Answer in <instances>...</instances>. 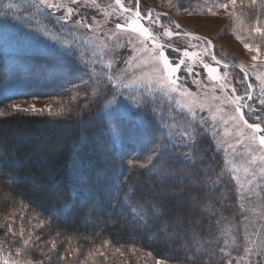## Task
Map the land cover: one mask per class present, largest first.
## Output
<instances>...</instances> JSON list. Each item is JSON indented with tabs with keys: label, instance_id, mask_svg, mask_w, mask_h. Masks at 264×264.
I'll return each instance as SVG.
<instances>
[{
	"label": "trees",
	"instance_id": "obj_1",
	"mask_svg": "<svg viewBox=\"0 0 264 264\" xmlns=\"http://www.w3.org/2000/svg\"><path fill=\"white\" fill-rule=\"evenodd\" d=\"M27 20L24 21L29 25L17 26L16 34L28 35L35 29ZM7 54L12 57L9 63ZM87 59L76 49L0 51V111L6 113L0 116L2 257L17 260L15 249L23 245V238L6 236L3 225L12 215L21 220L24 230L34 232L33 240L40 237L32 244L29 255L19 257L24 262L31 259L42 264H136L138 257L151 252L152 258L176 264H222L228 256L220 251L227 245L222 226L225 222L237 225L238 217L221 155L204 126L198 125L203 131L194 147L189 141V146L177 150V155L192 159L170 165L167 159L157 161L153 157L155 172L130 168L129 160L147 163L150 150L157 145H167L164 151H169L179 136L172 116L186 115L156 94L133 92L122 97L104 77L97 76L99 67ZM66 78L73 84L89 81L86 88L79 90V99H72L78 93L68 90ZM48 81H52V87L43 86ZM34 83L38 84L36 88ZM85 92L87 101L83 98ZM31 98L47 100L53 113L64 109L66 114L49 115V108L14 112L10 107L16 100ZM113 98L116 103L107 105ZM57 127L66 131L60 132ZM169 132L175 134L171 139ZM21 136H28V140L21 141ZM37 144L46 146L37 153ZM52 149L58 156L46 159ZM205 172L208 174L195 184L198 188L206 186L208 194H198L191 185L195 177ZM150 188L163 191L153 195ZM129 189L135 191L134 196ZM174 192L177 198L199 195V200L195 205H179L172 198ZM145 196L148 203L168 204L170 209L159 220H148L150 227L141 228L130 223L131 206L145 203ZM126 199H130L129 204H124ZM37 213L52 220L51 226L35 229L38 220L33 217ZM164 220L169 232L175 228L183 234L182 240L169 244L163 235H152L163 227ZM53 240L56 250L51 248ZM105 240L110 243L105 245ZM185 245L195 259L185 260L183 252L177 253Z\"/></svg>",
	"mask_w": 264,
	"mask_h": 264
},
{
	"label": "rangeland",
	"instance_id": "obj_2",
	"mask_svg": "<svg viewBox=\"0 0 264 264\" xmlns=\"http://www.w3.org/2000/svg\"><path fill=\"white\" fill-rule=\"evenodd\" d=\"M56 2L66 7L44 9L39 5V0H0V14L7 13L9 16L7 30L0 29V51L14 53L17 50L28 52L47 48H61L64 51L76 49L81 51L83 58L94 61L99 67L100 73H96L98 77L102 76L107 80L108 75H114L115 86L108 80L107 82L115 88L116 92L121 93L122 97L133 92L156 94L169 100L189 119L191 114L188 109L180 105L188 104L194 110L197 122L203 116L207 120L204 129L220 153L223 173L231 183L235 195L236 217H238L237 225L225 222L222 226V235L227 242L224 252L228 255L222 259V264H226L229 258H233V264L241 258H243L241 264H256L257 261L264 264V248L260 247L261 241H264V173L261 172L264 168V159H262L264 148L260 147L258 141L253 142L250 139L251 130L232 119L235 114L234 105L229 99L230 97L234 99L232 88L221 91L220 82L211 80L203 70L196 54L203 56L204 44L192 36L183 34L194 33L211 40L216 46L218 59L231 66L223 71H227L226 79L235 88L236 95L244 97L242 103L259 109L260 105L257 101L264 98V91H262L264 90V35L252 33L250 29L257 26L258 21L259 26L264 27V14H260L264 12V9L261 7L260 0H257L255 5H252L250 0H243V2L238 0L235 6L237 14L235 18L229 15L233 10L231 5L227 10L213 9L215 15L200 10L211 6L212 0H190L192 8L195 9L191 14L176 10L174 5L177 0H141L140 9L143 14H146L149 9H152V13H166V16L160 17L161 22L173 31L182 32L180 36L171 38L170 42L180 49L179 53H170L172 59L183 58L184 49L192 53L177 73L181 88L187 89L192 94L187 97L173 91L166 76L161 75L160 66L152 56L151 41H145L142 36L132 32L127 26L123 29L116 28L117 23L123 25L126 19L135 17L124 13L114 0H96L98 8L92 5L90 0H78L75 5L71 3V0H56ZM123 3L129 6L128 0H123ZM7 5L16 7L9 8ZM131 6L134 9L136 7L134 3ZM68 7L74 8L75 13L72 20L65 22L61 17L64 16ZM13 17L16 19H12ZM21 18L28 19L35 27L28 35L15 33L17 26L29 25L24 20L18 22ZM82 18L91 26L85 27L75 23V20ZM152 18L155 19L156 15L153 14ZM175 24L180 25L179 30L175 29ZM54 28L55 31H53ZM153 30L157 33L163 31L159 28ZM59 31L63 33L62 36L59 35ZM237 35L244 38L243 42L236 38ZM244 43L259 46L260 56L256 61L252 60L256 52L246 50ZM6 58L9 63L12 57L7 54ZM204 59L211 62L210 56ZM188 68L193 71L189 73L186 71ZM117 69L119 71H116ZM223 71L217 75L223 76ZM54 78L57 79L58 75ZM37 85L34 83L33 87L36 88ZM249 85L252 86L251 89ZM43 86L52 87L53 83L48 81ZM8 88L9 86L6 90ZM248 92L253 97L252 100L247 99ZM12 104L29 110H31L30 105H34L40 111L47 109L49 102L31 98L19 99ZM243 110L246 114L248 113V108ZM249 122L259 121L253 117L249 119ZM57 130L66 131L63 127H57ZM94 138L96 140V135ZM23 140L27 141L28 136H21V141ZM45 146V144H37L36 152L38 153ZM57 156L58 153L52 149L47 153L46 159H55ZM104 157L102 154L103 159ZM175 176L177 179L180 178L178 174ZM172 198L177 204H182L177 196H173V193ZM222 198L226 199L225 193H222ZM118 213L121 212L118 211ZM6 221L12 223L14 233L21 238V220H16L10 215L5 219ZM5 230L7 232V227ZM28 235L29 231L24 230L23 239H27ZM253 241L255 243H252ZM246 247L251 248L252 251L245 253ZM4 258L16 260L14 257ZM138 258L136 264H155L156 260L148 254ZM17 259L20 260L19 257ZM0 264H3L2 258H0ZM21 264H27V262L21 261ZM170 264L176 263L170 262Z\"/></svg>",
	"mask_w": 264,
	"mask_h": 264
},
{
	"label": "snow or ice",
	"instance_id": "obj_3",
	"mask_svg": "<svg viewBox=\"0 0 264 264\" xmlns=\"http://www.w3.org/2000/svg\"><path fill=\"white\" fill-rule=\"evenodd\" d=\"M78 0H71V3L73 5L77 4ZM91 4L96 6L97 8L99 5L96 4V0H90ZM115 4L120 7V9L124 12L129 14V16L134 15V19H126L125 24H116L117 29H123L125 26H127L132 32L138 33L140 36L144 38L145 41H151L153 45L152 49V56L156 59L157 64L160 66L159 71L162 76H166L167 81L169 84L172 86V90L177 92L181 96H191L192 94L187 90V89H182L179 83V76L177 73L180 71L181 66L186 62V58H190L192 56V53H190L187 49L183 50V58H179L178 60L172 59L170 53L171 52H176L179 53L180 49L176 48L174 44H172L171 38L173 36H180L182 34L181 31H173L170 27L165 26L161 20L160 17L166 16V13H156V18H152V9H149V11L146 14H143L140 9V4L141 0H128V5L125 6L123 3V0H114ZM238 0H212L211 6L205 7L200 9L203 12H207L209 14L215 15L216 13L213 11L215 8H224L228 9L229 6L231 5L233 10L229 13L230 16L233 18L236 17V11H235V6L237 5ZM243 2V0H241ZM252 5H255L257 3V0H250ZM135 4L136 7L135 9L131 6L132 4ZM261 7L264 9V0H260ZM39 5L43 6L44 9H60L66 7V5L56 2V0H39ZM187 5V6H186ZM7 7L12 8L16 7L15 5H7ZM176 10H182L185 11L189 14H191L192 11L195 9L192 8L190 0H177L176 4L174 5ZM75 13V9L72 7H68L67 11L65 12L64 16L61 17V19L65 20V22H68L73 19ZM260 14H264V12H261ZM12 19H16L13 17ZM95 19V17H93ZM170 19V17H169ZM146 22V23H145ZM75 23L77 25L85 26V27H90L91 25L86 24V22L82 19L80 20H75ZM9 26V16L7 13H2L0 14V29L6 31ZM175 29L179 30L180 25L175 24ZM154 28H159L163 29V31L157 33L153 29ZM252 33L259 34V35H264V27L259 26V21L257 22V26L253 27L250 29ZM184 35H189L192 36L195 40L200 41L202 44H204V51H203V56H201L199 53H197V59L199 63L202 65L203 70L207 73L208 77L213 80V81H219L220 82V89L221 91H224L227 88H232V94L233 98H229L231 100V103L234 105V115L232 116V119L235 120L238 124H242L244 128L251 130V137L250 139L253 142L258 141L259 145L261 148H264V98H261L257 101V103L260 105L259 109H256L252 107L251 105H248L247 103H242L244 100V97L236 95V90L234 87H232L231 84L228 83L227 81V76L228 73L227 71H223L224 69H228L231 67L227 63L223 62L222 60L218 59L217 54H216V46L213 44L211 40H207L205 37H200L195 35L194 33H183ZM238 40H241L243 42V39L241 36L237 35L236 37ZM147 47V45H145ZM244 48L249 51H254L256 52V55L252 56V60L256 61L259 56H260V48L259 46H253L252 44L249 43H244ZM210 56L211 62H207L204 57ZM125 63H127L125 61ZM116 71H119L117 69ZM189 73L193 71V69L188 68L186 69ZM223 71V76L217 75ZM243 71V69H241ZM107 80L109 83H111L113 86H115V79L114 75H108ZM87 80H81L80 84H73L71 79L66 78V83L69 85L68 90H74L77 91L78 95L72 97L73 100L79 99V90L81 88H86L88 85ZM249 89H251V85L248 86ZM63 90V89H62ZM264 91V90H262ZM247 99L252 100L253 97L251 96L250 92L246 93ZM86 101L88 99V94L87 92L84 93L83 97ZM194 102V101H193ZM116 101L113 98L110 101H107V105H113L115 104ZM181 107H185L188 109V112L191 114V119H188L186 116L183 114L178 115V116H172V121L179 132L178 136V142L172 143L171 149L169 151H164V149L167 147V145H157L150 151L152 152V155L149 156L148 162L147 163H137L136 161L129 160L128 165L130 168H135L139 167L141 169H148L150 172H155V165L153 161V157H155V160H161V159H167L168 163L170 165H174L176 162L184 163L185 161H188L192 158L188 156H183V155H177V150L181 146H189V141H192V147L195 146V144L198 142V138L200 137L201 132L203 131V127H198L200 126H206L207 125V120L201 116L199 121H196V115L195 112L192 108L188 106V104H182L180 105ZM11 109L14 112H28V108H21L20 105L17 104H12ZM49 108V115H55V116H64L66 114V110L61 109L60 111H57L53 113L51 111V107L48 106ZM244 108H248V113L246 114L244 112ZM30 109L32 112H36L37 109L35 108L34 105H30ZM43 111V110H41ZM6 115L5 112L0 111V116ZM112 113H110V118H111ZM255 118V120L259 122H253L250 123L249 119L250 118ZM215 119V117H213ZM175 136L174 133L169 132L168 137L171 139ZM215 159V157H213ZM264 159V157H262ZM151 166V167H150ZM194 167V164L192 165ZM247 171V169H246ZM261 172L264 173V168L261 169ZM208 173H202L200 176L195 177V180L192 183V187L194 191H196L198 194L199 193H204L208 194L205 192V188L201 187L198 188L196 187L195 181H198L201 179L203 176H206ZM160 179H165L164 176H160ZM232 179H235V177H232ZM122 184H125V182H121ZM11 184V181H10ZM126 186V185H125ZM131 192V195H135V191L132 189L128 190ZM150 192L155 195L158 191H163V189L157 190V189H149ZM173 196H176V193H173ZM142 199L145 200V203H139L137 202L136 204L131 206V212H132V219L130 221L131 224L137 225L141 228H148L150 225L148 224V220L150 219H157L159 220L160 217L166 216L168 214V211L170 209V206L168 204L160 203L159 206H157L154 203H148V197L145 196ZM179 202L181 203H192L196 204V202L199 200V195L197 196H188L185 197L183 195L178 197ZM117 204H119V201H116ZM130 199H126L124 201V204H129ZM115 210V209H114ZM195 207L193 208V211H195ZM126 219V217H122ZM33 219L38 220V223L34 225V228L37 230H43L45 227H50L51 224L53 223L52 220L50 219H43L41 218V214L37 213L36 216L33 217ZM163 227L160 229H157V232L152 233L153 236H156L158 234L163 235L167 242L169 244L175 243L178 240L183 239V234L179 233L173 228L171 232L168 231V222L166 220L161 221ZM7 227V234H12L13 237L16 236V233L13 231L12 223H6L5 225ZM23 233L24 229L21 228L20 236L23 238ZM34 235V232L31 230L29 231V239H23V245L22 247H17L15 249L16 256L20 257L22 255H29V249L31 248L33 243H36L37 241L40 240L39 236H36L35 240L32 239V236ZM59 235V233H58ZM110 241L105 240L104 244L108 245ZM252 243H255L253 241ZM260 247L264 248V241H261ZM51 248L52 250L57 249V243L55 240L51 242ZM221 252H224V249H220ZM245 253H250L252 251L251 248H245L244 249ZM183 252L184 259L185 260H192L195 259L194 255L189 254V248L187 245H185L182 249H178L177 253ZM149 255H152V253H148ZM214 255V254H213ZM0 258L3 259V264H21L20 260H10L7 258L2 257V253H0ZM62 258V257H61ZM179 259V256L177 255L176 257ZM243 259V258H241ZM241 259L236 260V264H241ZM27 264H33V260L29 259L27 261ZM35 264H42L41 261H35ZM155 264H170L168 260H161V259H156ZM226 264H233V258H229L226 261ZM256 264H260V261H257Z\"/></svg>",
	"mask_w": 264,
	"mask_h": 264
}]
</instances>
